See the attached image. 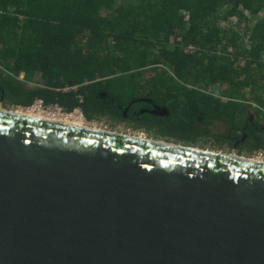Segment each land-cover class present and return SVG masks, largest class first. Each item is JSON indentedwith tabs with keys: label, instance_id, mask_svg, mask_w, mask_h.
Listing matches in <instances>:
<instances>
[{
	"label": "water",
	"instance_id": "water-1",
	"mask_svg": "<svg viewBox=\"0 0 264 264\" xmlns=\"http://www.w3.org/2000/svg\"><path fill=\"white\" fill-rule=\"evenodd\" d=\"M0 264H264V163L0 111Z\"/></svg>",
	"mask_w": 264,
	"mask_h": 264
},
{
	"label": "trees",
	"instance_id": "trees-1",
	"mask_svg": "<svg viewBox=\"0 0 264 264\" xmlns=\"http://www.w3.org/2000/svg\"><path fill=\"white\" fill-rule=\"evenodd\" d=\"M0 95L190 146L240 141L254 156L264 0H0Z\"/></svg>",
	"mask_w": 264,
	"mask_h": 264
},
{
	"label": "bare ground",
	"instance_id": "bare-ground-1",
	"mask_svg": "<svg viewBox=\"0 0 264 264\" xmlns=\"http://www.w3.org/2000/svg\"><path fill=\"white\" fill-rule=\"evenodd\" d=\"M20 110H7L5 108H1L0 107V111H10L14 114L17 115H21V116H28V117H34V118H39V119H44V120H48V121H53V122H57V123H62V124H67V125H74V126H79V127H83V128H87V129H92V130H100V131H107V130H102L101 128H98L96 126H91L89 124H86L85 122H83V118L78 116L79 118H75L72 117L73 114L70 115H53V114H48L46 112H42V111H37L33 108H17ZM23 109V110H22ZM25 110V111H24ZM70 117V118H68ZM137 137H141L142 139H146L147 137L143 136V135H139ZM148 139V138H147ZM253 161H257V162H261L264 163V160L261 158H255L253 159Z\"/></svg>",
	"mask_w": 264,
	"mask_h": 264
},
{
	"label": "rangeland",
	"instance_id": "rangeland-1",
	"mask_svg": "<svg viewBox=\"0 0 264 264\" xmlns=\"http://www.w3.org/2000/svg\"><path fill=\"white\" fill-rule=\"evenodd\" d=\"M237 21L235 20V19H232V20H230V22H228L227 24L229 25V26H231V25H234L235 23H236ZM251 21L249 22V25H251ZM244 28L242 27L241 29H240V32L242 33V34H244ZM22 78V77H21ZM5 108V107H4ZM18 107H6L5 109H7V110H13V111H15V110H20V109H17ZM26 109V108H25ZM23 110V109H22ZM25 111V110H24ZM79 115L78 114H76V113H73V116L72 117H75V118H79L78 117ZM68 118H70V117H68ZM84 120V119H83ZM83 122H85L86 124H89V125H91V126H96V127H98V128H101L102 130H107V131H113V132H118V133H124V134H130V135H135V136H139V135H143V136H145V137H147V138H153L152 136H150V135H147V134H145V133H141V132H138V131H136V132H134V131H132V130H130V129H128V128H126L125 126H117V127H114V128H112L106 121H101V122H88V121H86V120H84ZM223 130H224V128H223ZM196 147H199V148H203V149H208V150H211V151H216V152H222V153H230L231 152V150L230 149H228V148H223V149H217V148H214V147H212L210 144H207L206 146H201V145H195ZM239 155H241V156H244V157H249V156H247L246 154H239ZM257 156L258 155H254V156H250L251 158H253V159H257Z\"/></svg>",
	"mask_w": 264,
	"mask_h": 264
},
{
	"label": "built area",
	"instance_id": "built-area-1",
	"mask_svg": "<svg viewBox=\"0 0 264 264\" xmlns=\"http://www.w3.org/2000/svg\"><path fill=\"white\" fill-rule=\"evenodd\" d=\"M66 90H68V89H66ZM18 108H26V109L27 108H33V109H35L37 111H42V112H46L48 114H53V115H70V114L76 113L80 117H82L83 119H85L84 116H83V114H82V112L79 109L74 110L72 113H67L61 107H59L57 105H55V106H48V107L44 106L42 100H36L34 102V104L31 105V106H29V107H21V106H19ZM256 155H258L257 158H261V159L264 160V152H259Z\"/></svg>",
	"mask_w": 264,
	"mask_h": 264
},
{
	"label": "flooded vegetation",
	"instance_id": "flooded-vegetation-1",
	"mask_svg": "<svg viewBox=\"0 0 264 264\" xmlns=\"http://www.w3.org/2000/svg\"><path fill=\"white\" fill-rule=\"evenodd\" d=\"M4 96H5V95H0V101H1V100L3 101V106H4L5 108H6V107H15V106H13V105L6 104L5 101H4ZM248 119L250 120V124H251V126H250V125L248 126V125L246 124V126H247V127H245L246 129H247V128L249 129L250 127H253L254 129L264 128V122L261 121L256 115H254V114L251 113V114L248 116ZM246 137H247V135L244 134V135H243V138L241 139V141H244ZM239 142H240V141H237L236 144L232 147V149H233L234 147H237V145L239 144ZM232 149H231V151H232ZM236 150H237V148H236Z\"/></svg>",
	"mask_w": 264,
	"mask_h": 264
}]
</instances>
